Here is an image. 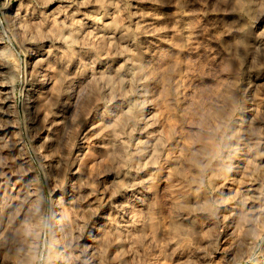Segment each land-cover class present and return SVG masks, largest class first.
<instances>
[{"label": "clouds", "instance_id": "clouds-1", "mask_svg": "<svg viewBox=\"0 0 264 264\" xmlns=\"http://www.w3.org/2000/svg\"><path fill=\"white\" fill-rule=\"evenodd\" d=\"M176 14L0 0V264H264V0Z\"/></svg>", "mask_w": 264, "mask_h": 264}, {"label": "rangeland", "instance_id": "rangeland-1", "mask_svg": "<svg viewBox=\"0 0 264 264\" xmlns=\"http://www.w3.org/2000/svg\"><path fill=\"white\" fill-rule=\"evenodd\" d=\"M135 6L143 10L148 15L145 18V23H148L154 28L168 27L171 29L174 26L175 20L178 18L176 14V0H172L170 5H165L162 3H153L152 0H134ZM150 12V13H149ZM159 17V18H158ZM163 17V19H161ZM171 43V40L169 41ZM257 97L264 101V86L258 87L256 92ZM47 94L42 92H37L35 94V99L38 101L39 105H43ZM32 102V97L25 96L22 98V104L20 105V111L23 113L27 108L28 104ZM39 115V110L37 112ZM173 123V122H169Z\"/></svg>", "mask_w": 264, "mask_h": 264}, {"label": "bare ground", "instance_id": "bare-ground-1", "mask_svg": "<svg viewBox=\"0 0 264 264\" xmlns=\"http://www.w3.org/2000/svg\"><path fill=\"white\" fill-rule=\"evenodd\" d=\"M150 13V12H149ZM159 18V17H158ZM149 21V20H148ZM148 21H147V23H148ZM150 24V23H149Z\"/></svg>", "mask_w": 264, "mask_h": 264}]
</instances>
